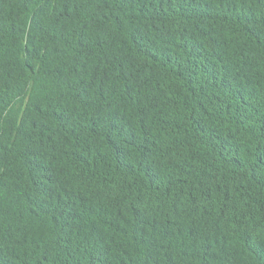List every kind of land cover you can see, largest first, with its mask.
<instances>
[{
	"label": "trees",
	"instance_id": "trees-1",
	"mask_svg": "<svg viewBox=\"0 0 264 264\" xmlns=\"http://www.w3.org/2000/svg\"><path fill=\"white\" fill-rule=\"evenodd\" d=\"M0 264H264V0H0Z\"/></svg>",
	"mask_w": 264,
	"mask_h": 264
}]
</instances>
